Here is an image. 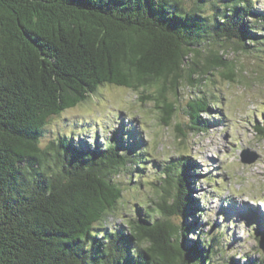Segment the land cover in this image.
Returning a JSON list of instances; mask_svg holds the SVG:
<instances>
[{
	"label": "trees",
	"instance_id": "16d2710c",
	"mask_svg": "<svg viewBox=\"0 0 264 264\" xmlns=\"http://www.w3.org/2000/svg\"><path fill=\"white\" fill-rule=\"evenodd\" d=\"M229 47L264 60L257 1L0 0V264H218L224 234L200 229L192 158L153 166L154 204L108 225L123 199L117 176L144 173L141 143L118 129L99 145L80 137L82 120L51 123L114 84L155 87L147 97L169 126L182 83L215 70L238 79L220 53ZM206 95L187 104L190 130L211 124L198 114L210 109Z\"/></svg>",
	"mask_w": 264,
	"mask_h": 264
},
{
	"label": "rangeland",
	"instance_id": "374dc122",
	"mask_svg": "<svg viewBox=\"0 0 264 264\" xmlns=\"http://www.w3.org/2000/svg\"><path fill=\"white\" fill-rule=\"evenodd\" d=\"M255 1L264 7V0ZM220 50L227 62L237 66L238 79L228 82L215 70L195 86L182 83L178 94L171 97L177 109L169 126L161 121L156 102L147 97L155 94V87L135 91L103 84L95 94L55 118L51 127L64 125L62 121L82 120L90 125L89 131L80 135L87 142L105 145L119 129L116 135L126 143H141L147 158L144 173L117 176L125 187L123 199L108 225L121 224L123 218L135 215L139 206L154 204L158 191L155 183L160 185V181L152 167L186 155L196 163L192 181L201 207L200 229L208 237L219 230L224 234L226 251L224 257L216 256L218 264L230 258L239 263L264 264V251L259 247L264 237V135L255 126L264 112V60L230 47ZM205 94L211 101L210 109L198 114L211 124L190 130L187 126L194 125L187 104ZM180 130L188 135L182 136ZM243 158L251 162L245 163ZM174 220L178 221L176 217ZM191 237L197 239L193 233Z\"/></svg>",
	"mask_w": 264,
	"mask_h": 264
},
{
	"label": "water",
	"instance_id": "95a60500",
	"mask_svg": "<svg viewBox=\"0 0 264 264\" xmlns=\"http://www.w3.org/2000/svg\"><path fill=\"white\" fill-rule=\"evenodd\" d=\"M242 161L245 162V163L251 162L250 160H247V158H243ZM259 247L264 251V237L262 239H260V241H259Z\"/></svg>",
	"mask_w": 264,
	"mask_h": 264
}]
</instances>
